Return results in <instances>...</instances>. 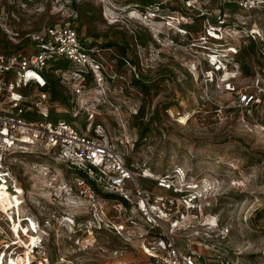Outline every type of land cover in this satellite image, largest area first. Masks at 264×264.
Returning <instances> with one entry per match:
<instances>
[{"label": "rangeland", "instance_id": "obj_1", "mask_svg": "<svg viewBox=\"0 0 264 264\" xmlns=\"http://www.w3.org/2000/svg\"><path fill=\"white\" fill-rule=\"evenodd\" d=\"M71 4L72 0H0V19L5 17L0 22L1 45L11 49L26 43L27 33L51 24L74 25L87 43H111L119 77L105 90L103 100L92 86L83 102L106 126L114 147L136 163V172L173 175L180 169V183L191 182L183 194L190 196L193 208L183 211L176 245L196 251L201 264H264L262 17L231 8L224 0ZM204 17L220 30L217 40H203ZM12 24L19 36L10 29ZM250 34L256 46L248 53L241 39H253ZM56 87L66 107L71 90L67 85ZM246 91L256 93V99L241 107L238 98ZM59 104L47 109L48 119H62L84 130L85 112L72 118L57 109ZM4 166L7 172L0 170V175L9 179L8 186L0 185L8 194L0 200L1 264H18L17 259L28 257L31 239L42 240L51 264H154L137 238L126 240L106 227H87L93 211L75 187L78 174L53 151L10 153ZM139 178L142 187L165 193L152 179ZM110 206L107 203L108 211ZM220 229L225 230L222 236Z\"/></svg>", "mask_w": 264, "mask_h": 264}, {"label": "built area", "instance_id": "obj_2", "mask_svg": "<svg viewBox=\"0 0 264 264\" xmlns=\"http://www.w3.org/2000/svg\"><path fill=\"white\" fill-rule=\"evenodd\" d=\"M224 1L238 10L255 12L264 20V0ZM260 28L264 33V25ZM3 30L8 31L5 27ZM206 32L202 37L204 41L211 36L209 29ZM25 36L32 50L0 54V170L7 172L4 160L10 153L53 151L59 162L85 175L75 177V187L91 205L93 216L87 222L89 229L98 231L106 227L126 240L137 238L142 252L154 264H201V256L196 251L181 250L174 239L183 211L193 208L190 196L183 194L190 189L191 182L183 181L185 186L180 183L183 179L180 169H175L173 175L153 174L145 169L136 172V163L128 162L125 154L114 147L106 126L95 119L93 112L88 113L89 106L83 102L84 81L78 78L80 73L90 74L101 93H105L106 75L110 79L116 77L107 68L99 48L88 46L69 24H54ZM250 36L256 41L252 34ZM241 41L245 43V39ZM56 58L68 60L75 70L74 76H65L67 82L62 81L71 90L69 105L65 107L60 103L62 106L57 109L68 112L72 118L85 112L88 122L84 130L62 119H48L47 109L53 102L42 89L46 81L41 73L47 63ZM262 90L259 88V92ZM255 99L256 93L246 91L239 96L238 104L248 107ZM5 104L7 107L3 108ZM34 114L42 118L36 119ZM139 177L152 179L165 193L142 187ZM8 179V175H0V185L8 186ZM129 185L133 189L127 190ZM130 189L132 195L128 192ZM104 194L113 197L104 199ZM107 203H111L109 211ZM224 233L225 230L220 229L218 235ZM29 256L28 264H51L42 240L30 248Z\"/></svg>", "mask_w": 264, "mask_h": 264}, {"label": "trees", "instance_id": "obj_3", "mask_svg": "<svg viewBox=\"0 0 264 264\" xmlns=\"http://www.w3.org/2000/svg\"><path fill=\"white\" fill-rule=\"evenodd\" d=\"M76 0H72V6L76 7V4H73V2H75ZM148 1V0H147ZM228 6H230L231 8H235L233 7V5H231L230 3H227ZM222 7H219V10ZM8 18V16H7ZM204 19L207 20V29H209L211 32H213L216 35H212L209 36V38H212L213 40H217L216 36H218V34L220 33V30L218 31L217 28H215V26H212V24H210L208 22V18L204 17ZM5 21V17L0 19V22ZM54 25V24H51ZM48 25V26H51ZM74 28H76L74 25H72ZM47 27V26H46ZM10 29L12 31H14V35L15 36H19V31L18 28L16 29L15 24H12L10 26ZM41 30V29H40ZM40 30H35V31H40ZM77 30V29H76ZM215 37V38H214ZM247 41H245V43H242V49H245L248 51V53L253 52V49L256 46V42L251 39V38H247L245 39ZM88 46H96L99 48L100 52H101V56L105 59L106 62V66L107 68L116 75V77L114 79H110L107 75H106V83H105V87H104V92L105 93H101L100 90H98L97 88V92L100 94L99 98H101L102 100L106 97V89H109L110 84H113L112 82H114L118 77H119V73H118V64H117V59H116V54L115 52H113V47L111 46V43H105L104 45L101 43H95V42H85ZM255 45V46H254ZM4 46V44H3ZM0 43V54L2 55H8L11 53H24L26 51H30L32 50V46H30V43L27 42L23 43V44H17L15 45L13 48H9V49H5ZM257 49V48H256ZM110 50V51H109ZM123 52H124V48H122ZM241 50V47L240 49ZM258 50V49H257ZM260 54L262 55V53L260 52ZM75 70L72 69V66L70 65L69 61L64 59V58H56V59H52L51 61H49L46 65V67L43 69L41 75L43 76V78L46 81V85L45 87H43L42 89L47 91L49 93V98L50 101L55 103V102H59L61 104L66 103V98L63 97V95L60 93V91L57 89L56 84L60 87H62V85H64L62 83V81H66L65 80V76H74ZM69 73V75H68ZM79 80L84 81L83 85H84V89H88L89 87H95L93 84V79L91 77L90 74L88 73H80V76L78 77ZM137 79H133L131 82L135 85L137 83L136 81ZM67 82V81H66ZM94 102H97V99H94ZM87 103V102H86ZM88 104V103H87ZM74 169V168H73ZM77 174L79 176L85 177V175L80 172L79 170H76ZM105 197H109L110 198V194H104Z\"/></svg>", "mask_w": 264, "mask_h": 264}, {"label": "bare ground", "instance_id": "obj_4", "mask_svg": "<svg viewBox=\"0 0 264 264\" xmlns=\"http://www.w3.org/2000/svg\"><path fill=\"white\" fill-rule=\"evenodd\" d=\"M180 172H182L181 170H179ZM8 196V194L5 192V191H3V190H0V200H3V199H5L6 197ZM40 240H37V239H31L30 240V242H29V246L27 247V251H25V254L29 257H26L25 256V259H22L20 256V259L18 260L17 259V262L20 264V263H22V264H28L29 263V261H30V256H29V252H30V248L31 247H33L34 245H36V244H38V242H39ZM19 257H17V258H19Z\"/></svg>", "mask_w": 264, "mask_h": 264}]
</instances>
